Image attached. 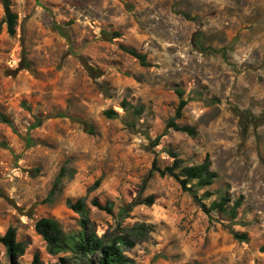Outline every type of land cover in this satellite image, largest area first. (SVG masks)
<instances>
[{
	"label": "rangeland",
	"instance_id": "obj_1",
	"mask_svg": "<svg viewBox=\"0 0 264 264\" xmlns=\"http://www.w3.org/2000/svg\"><path fill=\"white\" fill-rule=\"evenodd\" d=\"M10 8L13 36L0 4V234L13 227L25 245L16 264L36 255L83 264L70 250L50 255L34 228L53 219L75 239L82 216L67 201L79 199L97 236L130 235L131 264H264V0H10ZM178 90L186 106L176 122L194 137L166 131ZM109 109L115 119L105 118ZM36 119L43 123L31 130ZM169 151L182 166L209 160L212 185L189 186L209 194L207 206L225 196L230 209L242 197L235 219L205 214L171 177L153 174L142 190L153 164H172ZM0 264H11L1 244Z\"/></svg>",
	"mask_w": 264,
	"mask_h": 264
},
{
	"label": "trees",
	"instance_id": "obj_2",
	"mask_svg": "<svg viewBox=\"0 0 264 264\" xmlns=\"http://www.w3.org/2000/svg\"><path fill=\"white\" fill-rule=\"evenodd\" d=\"M4 12V24L6 26V32L9 36L15 34L17 15L11 11L10 0H0ZM113 38H117L119 34L113 33L110 35ZM124 51L135 58L141 66L147 67L148 63L146 61L145 55L137 53L132 49H124ZM88 72L91 75L94 70L88 68ZM179 97V103L176 108L174 117L166 125V131L172 129L176 132L185 133L188 136L194 137L196 131L193 128L186 126H179L177 120L182 116V111L186 106V102L182 99V92L177 91ZM123 107L126 109L125 104ZM104 116L107 119H115L117 114L114 110L109 109L104 112ZM4 123L9 124V122L2 117ZM83 127L85 132L88 134H93V128L90 124L84 121H78ZM43 123L42 119H36L35 123L30 126L31 130L40 127ZM160 136L156 137L152 142V145H157ZM32 141L28 137L26 138V145L31 146ZM169 156L172 158V164L164 169L157 168L155 164L152 165L148 172L147 178L142 184V190L145 188L147 179L153 174H157L159 177H171L175 179L180 185L182 191L190 193L194 202L201 208L205 214H210L211 212L219 213L225 216L228 220L235 219L237 215V209L240 207L242 202V197H239L230 209H227L230 203L229 197L222 196L218 201H213L210 206H207L203 200L209 197L206 193L202 197H198L197 193L194 191L190 183L194 182L196 188H206L212 185L213 181L216 179V174L210 169V162L206 158L202 163L194 166H182L178 155L169 151ZM63 176V170L60 172L56 182L54 184V189L51 193H54L58 184ZM100 180H97L93 188L97 187ZM142 202L136 201L125 210L131 207L141 204ZM153 200L150 198L148 204L151 205ZM91 205L96 209L110 214L112 211L111 204H100L96 199L91 201ZM67 207L73 212L80 214L82 216L80 220L81 231L78 236L73 239H67L59 225L56 221L49 218H41L35 223V232L43 239L46 243L47 251L50 255H57L59 253L66 252L70 250L75 255H78L83 259V264H131L130 259L125 255L123 248H132L134 246V241L130 240V235H119L117 233H105L101 236L92 230L89 220L86 217V204L85 199H79L75 202L67 201ZM124 210V212H125ZM136 229V235H143L148 230L144 225L138 226ZM233 238L237 241L244 242L247 240L246 234H239L232 232ZM0 244L4 247L6 255L11 264H16L19 257L24 254L25 245L23 243H18L16 241V230L13 227H9L4 234H0ZM260 252L264 254V246L260 248ZM31 264H41L38 256H34ZM59 264H67V261L63 258L59 259Z\"/></svg>",
	"mask_w": 264,
	"mask_h": 264
}]
</instances>
